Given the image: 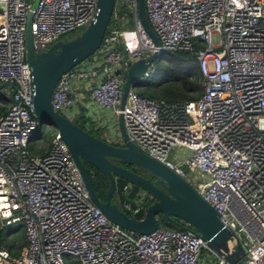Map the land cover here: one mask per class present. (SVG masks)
Here are the masks:
<instances>
[{"label":"built area","instance_id":"1","mask_svg":"<svg viewBox=\"0 0 264 264\" xmlns=\"http://www.w3.org/2000/svg\"><path fill=\"white\" fill-rule=\"evenodd\" d=\"M33 1L0 0V82L6 81L0 99L7 101L0 112V228L11 236L9 247L0 241V264H230L184 220L180 228L158 223L136 233L108 219L56 130L43 151L34 150L31 140L41 136L35 134L40 124L25 55ZM119 1L131 26H117L122 12L115 0L99 46L60 74L51 106L69 118L81 113L91 119L102 110L118 128L121 111L127 136L216 208L246 247L248 263L264 264V0H143L157 42L138 17L137 0ZM96 11V0H37L30 22L33 49L79 31ZM176 49L193 54L200 92L166 101L140 93L137 82L120 108L129 63ZM151 69L152 61L142 76ZM98 122L108 140L113 124ZM182 165L203 177L189 178ZM135 198L154 196L141 191ZM118 203L131 213L147 204ZM19 228L21 244L9 235Z\"/></svg>","mask_w":264,"mask_h":264},{"label":"water","instance_id":"2","mask_svg":"<svg viewBox=\"0 0 264 264\" xmlns=\"http://www.w3.org/2000/svg\"><path fill=\"white\" fill-rule=\"evenodd\" d=\"M32 2L25 23V55L33 81V110L40 125H52L67 143L93 202L111 221L136 233L149 232L158 223V215H175L184 220L205 241V244L221 254L230 264H250L242 241L232 228L224 224L216 208L203 198L189 183L162 161L143 151L130 139L124 129L122 112L117 114L121 143H112L88 131L72 118L55 110L50 103L52 88L60 74L91 54L99 46L106 31L115 0H96L94 17L79 31L51 42L44 49L35 51L31 44L30 22ZM137 13L146 31L157 42V36L148 23L143 0H137ZM156 51L132 60L126 71L121 88L119 107L122 108L127 90L137 84L155 57ZM6 81L0 82V85ZM132 163L151 171L156 178L130 169L112 160ZM85 161L99 169L107 178L103 198L96 193L91 171ZM120 176L151 193L154 198L146 204L141 216L134 217L125 212L114 197L116 177ZM1 234V228H0ZM233 239V242H229ZM256 264V263H253Z\"/></svg>","mask_w":264,"mask_h":264},{"label":"trees","instance_id":"3","mask_svg":"<svg viewBox=\"0 0 264 264\" xmlns=\"http://www.w3.org/2000/svg\"><path fill=\"white\" fill-rule=\"evenodd\" d=\"M131 20V18L128 17V21ZM112 21V19L110 18V22ZM76 32V31H75ZM106 32H107V28H106ZM68 36V35H67ZM171 55H173L174 57H177L178 59L181 60H188L190 61L191 59L194 60L193 54L185 49H176L172 52ZM158 58V56L156 58H154L153 63V69H151L149 71V73L147 75H145L143 78H138V83H141L142 81L146 82L147 86H145L144 88L140 89L139 92L146 94V95H150V96H154L157 98H162L166 101H175V100H183V99H187V98H193L195 97L201 89V85H200V76L199 73L197 71V68L195 70H193L194 65L193 64H189L186 67L181 66V64L176 63L173 67V69H175V73H172V79L174 80L176 79L178 82V84H163L160 89H161V94L155 93L154 90L150 89L149 87H151L150 85L152 84L151 80H152V75L150 74H155L156 71H161L163 72V76L168 75V72L170 70V64H163V65H159L158 61H156ZM158 67V68H157ZM154 70V71H153ZM125 77V73L123 74V78ZM157 81H166V80H161V78H157L155 80V82ZM168 81V80H167ZM2 99H6L5 96H2ZM6 105H1L0 104V112H2L5 109ZM73 120L79 124L80 126L88 129V131H90L91 133H93L94 135L97 136H101V128L99 126H95L94 124V120L89 119L88 116L81 114V113H77L76 116L73 117ZM90 122V126L87 127L85 126V121ZM39 129L41 128V126L39 125L38 127ZM54 130V128H50L48 131L46 129L47 135L49 136V134ZM35 134H39L38 132H36ZM45 148L40 147L39 150L38 149H34L38 152L43 151ZM112 160L119 162L123 165H128L130 163H126L123 161H120L119 159H115L110 157ZM85 163L88 165L91 174H92V179H93V185L94 188L96 190V193L98 194V196L100 198L104 197L105 194V188L107 186V178L105 177V175L96 167H94L91 163L85 161ZM127 185L126 187H123L124 185ZM126 190V191H125ZM143 189H141V187H139L138 185L134 184V183H130V186L127 183V180L124 179L123 177L117 176L116 177V181H115V195H116V199L121 200L124 199V197H135L139 192H141ZM125 192H127L125 194ZM149 200H147L148 203ZM141 215V211L140 214L138 216ZM136 216V217H138ZM158 220L159 223L168 227H175V228H180L183 226V220L179 219L177 216L169 214V215H163V214H159L158 215ZM4 233L5 231L1 232V238L4 245L9 247L10 242L5 240L4 238Z\"/></svg>","mask_w":264,"mask_h":264},{"label":"rangeland","instance_id":"4","mask_svg":"<svg viewBox=\"0 0 264 264\" xmlns=\"http://www.w3.org/2000/svg\"><path fill=\"white\" fill-rule=\"evenodd\" d=\"M117 3H118V6L120 7V11L122 12V16L117 20V26L118 27H129L131 26V20H129L128 22L127 21H124V18L125 17H129L130 18V13L128 12L127 8L124 6V4H122V2H120L119 0H117ZM82 29V28H81ZM80 30V29H79ZM75 33V31H71L69 32L67 35L68 36H71ZM172 53H161L159 55V57L157 58L156 61H158L159 65H163V64H170V70L168 72V75L166 76H163V72L161 71H156L155 74H150L152 75V84L150 85L151 87H149L150 89L154 90L155 93H158V94H161V89L160 87L164 84H178L179 81H177L176 79L174 80H171L173 77H172V73H175V69H173L174 65L176 63H179L181 64L182 68L183 67H186L188 66L189 64H193L195 68H193V70L196 69V63H195V59H191L190 61L188 60H181V59H178L177 57H174L173 55H171ZM154 65V63H153ZM156 65H154V68H155ZM158 68V67H157ZM154 71V70H153ZM161 78V80H166V81H157L155 82V80L157 78ZM168 80V81H167ZM145 86H147L146 82L142 81L141 83H139L138 86H136V89L137 90H140L142 88H144ZM8 90L11 89L10 86H5ZM0 104L2 105H6L7 104V101L6 99H0ZM101 115L102 116H105V113L104 111H101ZM109 126V125H108ZM113 129H114V132L113 133H110L109 134V138H108V141L109 142H112V143H121L122 142V139H121V135H120V131H119V128L117 127L116 123L114 122L113 124ZM50 128H54L52 125H48V124H42L41 126V129H38L37 132L38 133H41L42 135L39 136V137H36L34 139L31 140V143L35 144L36 145V149L39 150L40 147L42 148H46L47 145L49 144L50 140H51V137L53 135V132L55 131V128L54 130L49 134V136L47 135V132H46V129L47 131L50 129ZM176 146H173L169 153H168V156L169 157H173V153L176 152ZM183 166V169L186 173V175L189 177V178H195V179H201L203 176H200L195 170H192L190 168H187L186 165H182ZM128 185L130 186V182H128ZM126 191V190H125ZM127 192H125L126 194ZM125 201H128L131 205H134V204H143V202H147L148 199L146 200H139V199H136L135 197H124ZM124 210L131 216H138L140 214V211H138L137 213H131V211L127 208H124ZM143 210H141V213H142ZM6 235V234H5ZM9 235H12L14 236L15 238L18 239V242L21 244L24 242V235H23V232H22V229L19 228L17 230H12ZM9 237L11 236H6L4 237L5 240H9Z\"/></svg>","mask_w":264,"mask_h":264},{"label":"crops","instance_id":"5","mask_svg":"<svg viewBox=\"0 0 264 264\" xmlns=\"http://www.w3.org/2000/svg\"><path fill=\"white\" fill-rule=\"evenodd\" d=\"M79 90H81V91H85L84 90V88L83 87H79ZM86 96V95H85ZM87 98V97H86ZM86 98H84V101L86 100ZM83 100V99H82ZM81 107V106H80ZM100 111H102V110H99V112ZM99 112H97L96 111V113L94 114L95 116H94V118H91L92 120H94V124H95V126H99L100 128H101V133H102V131L105 129V124H100L99 122H98V120H100V119H106V123L107 124H114V122L116 123V121H114V119H111V117H107L106 115H107V113L104 111V113H105V116L106 117H99L100 115H99ZM98 114V116L96 117V115ZM108 118V119H107Z\"/></svg>","mask_w":264,"mask_h":264},{"label":"flooded vegetation","instance_id":"6","mask_svg":"<svg viewBox=\"0 0 264 264\" xmlns=\"http://www.w3.org/2000/svg\"><path fill=\"white\" fill-rule=\"evenodd\" d=\"M126 166L129 167L132 170H135V171L143 174L144 176L150 177L151 179L156 178V175L154 173H152L151 171L143 168L142 166H139V165H136V164H132V163H130L129 166L128 165H126ZM114 197L116 198L115 193H114Z\"/></svg>","mask_w":264,"mask_h":264},{"label":"clouds","instance_id":"7","mask_svg":"<svg viewBox=\"0 0 264 264\" xmlns=\"http://www.w3.org/2000/svg\"><path fill=\"white\" fill-rule=\"evenodd\" d=\"M76 32H77V31H76ZM66 36H67V35H66ZM160 54H161V53H156V55H155L154 58H156L157 56L159 57ZM154 58L151 60L152 62H153ZM148 73H149V72H148ZM144 76H145V75H144ZM144 76H142V77H140V78H143ZM72 120H73V118H72ZM40 126H42V125H40ZM38 129H39V128H38ZM38 129H37V130H38ZM40 129H41V128H40ZM37 130H36V132H37ZM55 130H56V129H55ZM39 134L42 135L41 133H39ZM142 191L147 192L146 190H142ZM150 201H151V200H150ZM150 201H149V202H150ZM149 202H148V203H149ZM141 214H142V213H141ZM140 216H141V215H140ZM134 217H136V216H134ZM138 217H139V216H138ZM3 231L7 232V230H5V229H2V232H3ZM4 234H5V233H4Z\"/></svg>","mask_w":264,"mask_h":264},{"label":"bare ground","instance_id":"8","mask_svg":"<svg viewBox=\"0 0 264 264\" xmlns=\"http://www.w3.org/2000/svg\"><path fill=\"white\" fill-rule=\"evenodd\" d=\"M229 242H230V243L233 242V239H231Z\"/></svg>","mask_w":264,"mask_h":264}]
</instances>
